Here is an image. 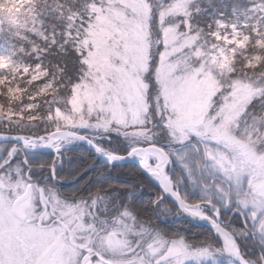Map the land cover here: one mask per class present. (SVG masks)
Listing matches in <instances>:
<instances>
[{
	"label": "rangeland",
	"instance_id": "1",
	"mask_svg": "<svg viewBox=\"0 0 264 264\" xmlns=\"http://www.w3.org/2000/svg\"><path fill=\"white\" fill-rule=\"evenodd\" d=\"M29 3L30 0H0V9L21 24L19 8ZM191 4L192 0H99L80 42L85 67L81 81L68 97L51 100L50 111L40 121L41 128L39 121L30 127L22 121L13 123L31 131L29 138L54 130H74L88 135L97 147L110 154H114L112 148L118 137H128V142L135 140L137 145L131 150L161 140L159 129L163 128L168 141L174 144L171 149L189 143L198 147V152L191 147L171 151L172 162L187 172L190 185L196 186L198 177H207L215 199L237 196L239 213L246 216L245 222L254 219L252 230L264 240V151L251 134L237 132L241 116L258 90L227 77L231 55L244 40L234 26L223 33L215 32L214 42L206 40L191 20ZM224 26L220 23V30ZM0 67L27 75L30 81H38L46 74L40 65L28 68L20 63L4 42H0ZM50 85L47 81L37 91L49 90ZM104 143L113 146L106 149ZM78 148L82 144L67 137L53 141L50 150L57 153ZM196 156H201L202 164L192 163ZM162 160L156 151L147 155L153 167ZM168 169L171 178L172 163ZM20 183L8 185L9 192L0 191V264H36L51 241L60 238L66 228L70 233L63 236L61 263L55 264H103L92 259L95 254L110 261L118 251L124 255L122 249L128 247L125 237L129 233L124 222L131 231L143 233V227L123 222L121 216L112 223L102 222L103 233H99L100 221H94L85 205L79 203L62 208L59 218L65 223L63 227L55 223L48 231L38 229L31 214L36 202L33 187L31 200L20 205L24 220L12 213V203L26 189L22 180ZM157 203L162 219L179 218L162 198ZM196 207L205 216L219 218L218 209L210 204ZM234 234L247 237L236 231ZM142 241H148L145 248L149 245L146 264H154L168 251L173 258L164 264H234L221 247L191 251L180 246L182 243L166 246V242L152 237L147 240L145 236L139 240ZM235 245L240 249L237 242ZM141 258L137 253L132 264H145ZM260 262H264L262 257L259 262L251 261ZM109 264H121V260Z\"/></svg>",
	"mask_w": 264,
	"mask_h": 264
},
{
	"label": "trees",
	"instance_id": "2",
	"mask_svg": "<svg viewBox=\"0 0 264 264\" xmlns=\"http://www.w3.org/2000/svg\"><path fill=\"white\" fill-rule=\"evenodd\" d=\"M98 1L30 0L28 7L19 8L23 21L21 24L11 20L9 13L0 9V42L10 46L20 63L28 68L40 65L46 71L42 79L30 81L27 75L0 67L1 133L28 135L31 131L24 128L21 130L13 122L22 121L21 124H27L28 127L32 122L40 123L50 111V103L54 97L71 95L73 87L83 76L84 51L80 42L86 36V30L93 20V6ZM191 8V20L206 40L214 42L215 32L223 33L231 26L239 30L244 43L231 55V72L227 77L249 85L258 90V93L241 116L237 132L240 135L251 134L252 140L258 141L264 151V0H192ZM220 23L225 24L222 30ZM149 78L150 74H147L146 80ZM47 81L51 84L50 89L38 92ZM41 124L38 128H41ZM159 132L161 140L158 139L154 144L170 153L173 142L168 141L166 130L160 128ZM127 139L128 137H118L117 145L112 151L125 154L130 147L137 145L135 140L128 142ZM12 145L9 142L0 143V149L6 153ZM104 146L110 149L113 145L104 143ZM29 160L33 168L52 163L58 180H74L61 184L60 191L65 196L85 200L99 195L118 194L121 206L131 212L136 224L161 236L166 243L182 242L191 251L205 247L218 249L220 246L212 233L204 227L195 226L189 221L174 224L160 222L155 215L154 203L162 193L135 165L108 167L99 164L96 157L84 148L62 151L57 157L38 155ZM192 163L202 164L203 160L201 156H196ZM92 165L95 167L85 171ZM115 178L124 181H116ZM172 181L179 187L181 196L187 203L194 205L210 200L207 193L200 191V187L209 185L210 180L198 177L196 182L200 190H196L190 185L187 172L179 170L176 161H173ZM132 186L135 194L127 199L125 193L132 190ZM224 200H219V204ZM163 201L174 209L166 198ZM234 207L236 206H232L230 210ZM220 215L224 221L229 219V212L222 207ZM228 228L237 238L241 254L246 260L259 262L260 257L264 260V240L256 238L254 241L248 236L238 216L231 220ZM234 231L247 237H237ZM220 255L223 256L222 253Z\"/></svg>",
	"mask_w": 264,
	"mask_h": 264
},
{
	"label": "water",
	"instance_id": "3",
	"mask_svg": "<svg viewBox=\"0 0 264 264\" xmlns=\"http://www.w3.org/2000/svg\"><path fill=\"white\" fill-rule=\"evenodd\" d=\"M57 134H63V135H67V136H70L73 138L83 140L85 145H86V148L88 150H90L99 159V162L104 163L106 165L113 166V165H120V164H125V163H132V164L136 165V167L140 170V172L145 177L149 178L150 180H151V178L149 176V172L141 169L142 162L138 159V153L142 152L146 156L147 153L151 150L158 152L161 156L165 157V160L160 167L159 181L165 187V189L168 190L169 195H167V198L175 206V208L178 210L180 215L183 216L185 219L190 220L193 224H195L197 226H202V227L208 228L213 233L218 231L217 236L220 239L228 257L231 260H233L236 264H250V263H247L240 256L239 253L231 251L226 247V237L229 235V233L223 228L222 223H220V222L216 223L213 220L206 218V217H204V218L195 217V216L188 214L185 211V208H188L190 206L182 200L179 193L174 189L170 180L167 179V177H166L165 170H166V167L169 163V159H168L167 154L163 150H161L157 146L149 145V146H145V147L135 148L124 156L115 155V156H111V157H104V156H101L99 154L96 146L86 136L79 135L77 133L66 131V130L53 131V132L49 133L48 135H45V136H42L39 138H35V139H33V141H38L42 138H45L46 142H47V148L46 149H48L50 146L51 138ZM0 142H14V143L20 145L26 152H30V153L39 152V150L29 149L27 147L26 141L19 135H10V134H5V133H0ZM28 196H29V189L23 197H21L20 199H18L16 201V203L14 205V211L19 216H20V214L18 211V204L20 202L24 201L25 199H27ZM53 248H56V246H53ZM170 258H171V255L166 254L165 256L160 258L158 261H156L155 264H162V263L166 262L167 260H169ZM40 262H43V260H41Z\"/></svg>",
	"mask_w": 264,
	"mask_h": 264
},
{
	"label": "flooded vegetation",
	"instance_id": "4",
	"mask_svg": "<svg viewBox=\"0 0 264 264\" xmlns=\"http://www.w3.org/2000/svg\"><path fill=\"white\" fill-rule=\"evenodd\" d=\"M22 156V161H24V164L25 166L28 168H30V165L27 163V161H25V157L23 154H21ZM4 161V160H3ZM2 161V162H3ZM2 162L0 163V188L2 187L1 186V181L5 178V172H3L4 168L5 167H1V164ZM38 168L40 169H44V170H47L49 171L50 173V177H51V169H52V165H39L37 166ZM15 174V173H14ZM48 175L45 174L43 176H40L37 178V180L39 181H35L34 184H31L33 185L37 192H36V202H34L32 208H31V214L33 216H35L36 218V221H35V225L39 228H44V229H49L50 227L53 226L54 223H57L59 224L60 226H64V221H62L59 217L62 213V208L64 207V210L66 208V203L61 201L54 189H56L58 191V194H61V191L60 189L56 186V183L53 182V179L51 181H49L48 179ZM11 176H9V180H11ZM28 180V173H26L24 175V178L23 180ZM36 179V178H34ZM22 180V176H20V173L17 175L16 177V180H11L9 182V184L11 185H18V184H22L20 183V181ZM36 182H38L39 184H36ZM31 185L28 183L26 186L31 188ZM3 190L7 189V186H4L2 187ZM132 194H131V197L135 194V191H134V186H132ZM32 190V189H31ZM128 192V191H127ZM125 193V196L128 195V193ZM31 196H32V192H31ZM30 196V198H31ZM111 199H112V205L111 207L109 208V210L107 209L106 210V205L105 206H102L99 210V213H107L108 211H111L112 209H116L117 206H118V200L117 198H119L118 194H115V193H112L111 195ZM114 197V198H113ZM117 197V198H116ZM69 197H66V200H70L68 199ZM120 198H122V196H120ZM92 211H93V214H96V205H92L91 207ZM89 212V210H88ZM65 213V211L63 212V214ZM44 223V224H42ZM68 233H70V230L68 228H66L64 230V232H62V234L60 235V237L62 238L63 236H67ZM68 241L71 243L73 242V238L70 236L68 238ZM148 246L146 247L145 251L143 250L141 253V257L143 259V262H145V264L148 262L146 260V257H148ZM97 259L99 261H103L104 260L99 257L98 255H96ZM57 262L61 263V258H59L58 260H56ZM55 261V262H56ZM55 262L53 264H55ZM128 264V263H126ZM143 264V263H142Z\"/></svg>",
	"mask_w": 264,
	"mask_h": 264
},
{
	"label": "bare ground",
	"instance_id": "5",
	"mask_svg": "<svg viewBox=\"0 0 264 264\" xmlns=\"http://www.w3.org/2000/svg\"><path fill=\"white\" fill-rule=\"evenodd\" d=\"M67 138L65 135L63 134H57L55 135L51 142L59 140V139H65ZM46 141L45 140H40L39 142H33L31 143V145L29 147L33 148V149H44L46 147ZM98 151L100 153V155L105 156L106 152L103 151L102 149L98 148ZM139 159L142 161V169L146 170L149 172V176L151 177V179L157 183L158 185H160L163 189V191L168 194V190L165 189V187L161 184V182L159 181V166L153 167L150 164L147 163V160L144 158L142 153H139ZM89 180V179H87ZM186 212L192 216L195 217H202L204 216L202 210L198 207L195 208H190V209H186ZM226 247L231 250V251H237V248L235 246V244L233 243L232 239L228 236L226 238Z\"/></svg>",
	"mask_w": 264,
	"mask_h": 264
}]
</instances>
